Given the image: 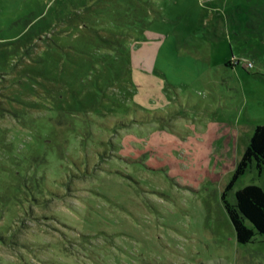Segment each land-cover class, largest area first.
<instances>
[{
    "label": "rangeland",
    "instance_id": "1",
    "mask_svg": "<svg viewBox=\"0 0 264 264\" xmlns=\"http://www.w3.org/2000/svg\"><path fill=\"white\" fill-rule=\"evenodd\" d=\"M258 124L264 0H0V264H264Z\"/></svg>",
    "mask_w": 264,
    "mask_h": 264
},
{
    "label": "trees",
    "instance_id": "2",
    "mask_svg": "<svg viewBox=\"0 0 264 264\" xmlns=\"http://www.w3.org/2000/svg\"><path fill=\"white\" fill-rule=\"evenodd\" d=\"M253 163L260 172L264 168V124L255 126L249 144L222 193L239 243L252 241L257 233L264 234V188L261 185L250 183L237 189L234 203L226 199L227 192Z\"/></svg>",
    "mask_w": 264,
    "mask_h": 264
},
{
    "label": "built area",
    "instance_id": "3",
    "mask_svg": "<svg viewBox=\"0 0 264 264\" xmlns=\"http://www.w3.org/2000/svg\"><path fill=\"white\" fill-rule=\"evenodd\" d=\"M237 61L239 62V61H240V59H237ZM247 63H248V64H251V63H250V61H249V62H247Z\"/></svg>",
    "mask_w": 264,
    "mask_h": 264
}]
</instances>
